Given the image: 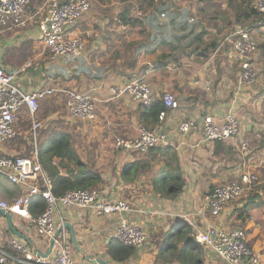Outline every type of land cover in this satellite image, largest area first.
I'll return each instance as SVG.
<instances>
[{
    "label": "crops",
    "instance_id": "0c3cea01",
    "mask_svg": "<svg viewBox=\"0 0 264 264\" xmlns=\"http://www.w3.org/2000/svg\"><path fill=\"white\" fill-rule=\"evenodd\" d=\"M44 2L45 0H34L36 11L28 14L25 26L27 22L29 24L34 23L35 13L38 11L36 14H40ZM42 16L44 18V14ZM83 19H87V15H84ZM93 21L99 23L100 19L96 16L88 18L87 27L84 29L80 27V21L78 30L89 33V36L86 37L85 48L86 46L93 48L94 52L97 51V55L100 56L106 54L110 48L112 51L111 46L120 41L106 40L104 22L100 23L101 29L95 30ZM120 29L116 28L117 31ZM110 31L113 32V30ZM16 33L17 31L12 33L8 31L1 35L0 45L8 44L11 46L10 48H17L18 50L24 41L13 44L12 42H16L14 35ZM2 46H0V52ZM229 47L220 56L213 55L199 65L192 61L184 63L180 69L171 73L172 83L166 81L163 76L160 77L159 71L152 68L154 73L148 84L153 92V97L154 95H161L164 91H174L179 102V109L168 112L165 120L161 123L163 131L168 134L167 143L161 147H170L173 150L183 172V189L176 197L165 198L155 193L152 188L151 180L160 176L161 167L165 162V156L160 158L161 154L157 153V149L146 154H138L114 150L112 147L116 136L130 137L135 135L141 125L137 120L138 103L127 96H112L109 87L129 82L128 80L138 75V69L128 67L124 72L118 63L114 66L116 72L114 71L113 75L122 73L128 78L126 80L120 76L117 81H114L112 77L110 83H105L100 79V77L105 76L103 69L99 72L100 77L96 74L99 78H94L102 80L96 84H90V80L83 79L84 76L64 79L63 81L60 77L56 78L59 85L57 89L59 90L74 89L79 92L90 93L98 103L104 101L114 104V106H109L110 108H101L96 105V109L99 111L96 117L108 111L114 112L109 114L111 125H113L109 132L110 134L120 132L122 135L116 134L112 140H100L98 138L91 143L89 141L86 143L89 144V148L100 149L95 151V157L91 160L94 163L93 169L99 172L102 179L99 184L101 192L108 198L126 202L130 211L124 216L130 222L142 226L148 234L147 242L137 249V254L130 261V264H163V261H169L167 264H181L172 255L177 254L184 247V238L188 236L183 235V232L191 231V228L186 224L188 219L201 228L207 224H214L224 229L241 227L245 232L248 245L257 255L260 264H264V192L259 190V197L250 206H248V196L251 190L245 192L237 200L228 204L218 217H212L204 204V196L211 187L226 183L246 170L255 172L258 176L264 171V144L259 145L260 142L258 141V138L261 137L260 134L264 132V112L255 106L261 104V97L260 99L256 97L254 90L257 81L254 85H238L239 67L230 58L231 46ZM158 48H162V50L157 49L158 53L164 51L163 46H158ZM15 53L16 50H14L13 57ZM7 57L8 59L0 60V65L3 62L7 63L3 67H10L8 63L12 62L10 54ZM143 58L140 56L136 63L137 67L147 63ZM67 60L60 58L50 60V62H46L45 67L60 70L75 66V63H68ZM79 60L76 61V66L82 63ZM100 61L103 64V61ZM113 61L112 59L111 63ZM12 71L19 74L26 72V69L25 71L12 69ZM36 73L37 71L34 72L35 76ZM45 78L46 83L44 80L39 82L33 78L29 80L27 85L19 84L18 81L16 83L25 90H37L50 82L48 76ZM47 80L49 81L47 82ZM206 81L211 83L210 91L202 90ZM105 92L109 93L110 97L103 99V97L95 96V93L104 94ZM258 101L260 102L257 103ZM229 109L235 111V115L240 121V136L237 138L207 142L203 139L200 131L183 135L177 130L178 123L183 118L199 119L207 113L223 115ZM106 128L108 129V127ZM106 132V130L102 131L104 135ZM28 134V131L24 133L25 139H28ZM244 138L249 140L250 147L247 151L240 152L239 141ZM84 143V140L81 141V147ZM5 145L0 150L2 155L22 156L20 153L17 154L19 150L6 148ZM154 153H157V156L152 169L133 178L131 171L134 165L146 162ZM165 155L168 157V154ZM81 159L85 160L82 156ZM5 181V179H0V185L5 187ZM0 189L2 197L9 199L7 191H12L11 187L10 189L6 187ZM122 215L123 213H113L112 215L97 216L89 209L67 207L62 210L61 218L63 222H68L72 226L77 243L89 257L111 262L106 253L107 245L110 239L114 237L116 224ZM14 217L17 219L20 228H16L14 225L13 227L29 238L33 247L24 239H19L25 244L27 243L30 249L34 248L39 253H45L48 249V240L36 234L33 221ZM1 223V225L5 224V222ZM10 236L14 235L0 236V245H4ZM178 237H180V241ZM70 254L74 264H91L72 246ZM192 255L199 259L200 264H225L211 250L204 247L194 250Z\"/></svg>",
    "mask_w": 264,
    "mask_h": 264
},
{
    "label": "built area",
    "instance_id": "2783aa9c",
    "mask_svg": "<svg viewBox=\"0 0 264 264\" xmlns=\"http://www.w3.org/2000/svg\"><path fill=\"white\" fill-rule=\"evenodd\" d=\"M31 0H0V36L14 27L25 26L28 19V7ZM91 8L90 0H45L43 4L44 18L40 21L38 40L51 60L60 57H78L85 50L88 32H79L78 23ZM252 8L264 13V0H253ZM38 14V12H37ZM163 16V14L161 15ZM224 42L231 46L230 58L239 65L238 85H254L257 79L252 56L256 51V42L246 28L238 26L227 35ZM31 62L25 63L20 70L25 71ZM17 72L6 71L0 67V150L17 135L16 121L22 115L29 117L28 133L31 148L28 155L14 156L0 153V179H6L14 194L9 199L3 198L0 189V210L11 216L31 219L37 235L49 240L61 225L60 232L53 241L52 251L48 258L36 256L32 248L17 236H10L6 243L18 256H13L0 245V261H18L23 264H74L70 249L71 241L68 229L63 226L61 213L64 208L78 207L89 209L97 216L123 213L118 220L114 238L122 245L141 248L148 240L146 230L130 222L124 214L130 211L129 205L119 199H111L95 189H79L67 191L60 196L52 192L51 178L43 169L37 148L38 133L42 124L38 119L39 99L53 89L44 88L25 90L16 81ZM197 83V82H195ZM211 83H204V90L210 91ZM61 92L68 115L76 120L91 122L96 119V100L90 93L74 89H55ZM112 96H127L138 104L148 106L153 100V92L149 84L136 79L110 86ZM163 110L158 115L155 128L139 126L132 137L116 136L112 147L124 152L147 153L156 145L167 143L168 134L163 131L161 123L167 113L179 109V102L170 91L161 95ZM177 130L186 135L200 131L205 141H225L240 136V121L233 109L223 115L207 113L196 118H183ZM248 139H240L239 150L249 149ZM259 181L258 174L243 171L226 183L214 186L204 196V204L212 217H218L223 209L237 200L245 192L250 191ZM40 195L45 202V209L36 218L29 214L30 198ZM191 228V237L202 247L211 250L225 264H260L257 255L248 245L243 229L236 227L224 229L214 224L199 227L187 220Z\"/></svg>",
    "mask_w": 264,
    "mask_h": 264
},
{
    "label": "trees",
    "instance_id": "16d2710c",
    "mask_svg": "<svg viewBox=\"0 0 264 264\" xmlns=\"http://www.w3.org/2000/svg\"><path fill=\"white\" fill-rule=\"evenodd\" d=\"M35 11L36 9L29 4L28 13ZM36 13L35 20H39L40 16ZM162 14L163 16H161ZM84 15H87V19H83ZM84 15L80 19L82 29L87 27L88 18L96 16L99 17L100 22L93 21L95 30L101 29L100 23L104 22L106 27L105 39L120 41L111 46L112 51L111 48L108 50L112 53L110 56L114 60L112 66L120 63L123 71L128 67L138 69L137 78L142 77L149 68H154L159 71L160 77L163 76L169 83L173 82L171 73L180 69L184 63L192 61L199 65L213 55L220 56L227 51L230 48L229 43L224 42V45H221L225 36L228 35L229 30L233 32L238 26H241L232 25L233 21L236 24L247 23L252 27H257L259 24L261 28L258 29H264V13L255 11L251 7L250 0H97ZM41 18L43 19V16ZM116 28L121 29L117 31ZM223 33L225 35L221 38ZM253 35L255 36V32ZM158 46H163L164 51L158 53ZM258 48V56L255 51L252 61L255 67L256 63L261 67V73L259 79L256 80L254 90L256 97H261L264 112V39L259 41ZM140 56L144 57L143 60L147 63L137 67L136 63ZM60 59H68V63L73 62L75 66L60 70L47 69V75L52 77L50 82L41 89L49 88L53 89V92L45 94L39 99V102L62 95V93L55 91L59 87L56 81L57 77H60L62 81L78 78L82 74L96 79L100 77L89 70L86 63L85 65L79 63V66H76V61L81 58L66 56L60 57ZM118 60L119 62H117ZM79 62L84 61L79 60ZM5 64L7 63L3 62L0 67L11 72L13 68L3 67ZM202 90H204L203 87ZM171 93L174 94V91ZM161 95H154L151 104L148 106L138 104L137 120L140 125L150 129L156 127L158 115L164 108ZM95 96L103 97V99L110 97L107 92L104 94L95 93ZM96 105L101 108L114 106L113 103L104 101L98 103L97 100ZM96 114H99L97 109ZM115 115L118 116L116 113ZM76 121L82 123L81 120ZM63 129L52 128L48 131L46 129L47 132L45 131L44 134L49 139V148L45 151H39L40 164L51 178L52 192L56 196L79 189H95L101 192L102 190L99 188V184L102 182L101 176L92 167L94 163L91 159L95 157L93 148L86 151L89 159L82 160L81 142L76 141V138L74 142L72 137L74 129L67 127ZM116 134L122 135L120 132H116ZM161 146V144L156 145L148 151L157 149V153L161 154L160 158L165 156L160 176L151 180L152 188L155 193L165 198L176 197L183 189V172L173 150L170 147ZM157 153L150 156L146 162L134 165L131 171L133 178L152 169ZM165 154H168V157ZM258 177L259 181L249 193L248 206L252 205L255 199L259 197V190L264 192V171ZM0 188L5 189L2 185ZM213 188L211 187L209 190ZM7 192L8 197L14 194L13 189ZM44 209L45 202L40 195H34L30 198L29 214L31 218H36L42 214ZM8 231V235L13 234L11 230ZM183 235L188 237L184 238V247L174 255V258L181 264H200L199 259L193 257L192 252L201 249L202 246L191 237L190 232H183ZM178 239L181 240L180 237ZM2 248L13 256H18L16 252L8 248L7 243L2 245ZM106 253L111 264H130V261L137 254V248L122 245L113 237L108 242ZM168 262L163 261V264ZM0 264L23 263L6 260L0 261Z\"/></svg>",
    "mask_w": 264,
    "mask_h": 264
},
{
    "label": "rangeland",
    "instance_id": "374dc122",
    "mask_svg": "<svg viewBox=\"0 0 264 264\" xmlns=\"http://www.w3.org/2000/svg\"><path fill=\"white\" fill-rule=\"evenodd\" d=\"M90 1H91V5H93L94 2L97 0H90ZM250 2H251V7H252L253 0H250ZM30 6H32L34 9H36L34 0L32 1V3H30ZM43 14H44V11L41 10L40 14L38 15V16H40L39 20L36 19L34 21V23H32V24H29L27 22L26 26L14 27L9 31L10 33L17 31V33L14 34L16 42H12L13 44L21 43L24 41L19 46L18 50H17V48H14V49L10 48L11 46L8 44H4L3 46L0 45V46H2V49L0 52V60H4L6 58L8 59L7 55L10 54V59L12 60V62L10 63V68H13L16 71H18L21 69V67L25 63L31 62V65L26 67V72L19 73L15 77V81L16 82L18 81L19 84L27 85L29 80L32 78L34 80H38L39 82L44 80V83H46L45 77L48 76L49 79H51V77H52V76L47 75V69L48 68H47V66L45 67V65L47 64L46 62L47 61L50 62L51 59L49 58L47 52L43 50L42 45L38 41L42 36L41 32L39 31V24H40V21L42 19L41 16ZM230 22H231V20H230ZM234 24L235 25H241L242 27L246 28L250 34H252L253 31L255 32V36L253 34H252V36L256 42V46H257L256 55L258 56V51H259L258 43L261 39H264V29H258V28H261V26L259 24H257V27L256 26L252 27V26H250V24H247V23L246 24H240V23L236 24V22L233 21L232 25H234ZM79 25H80V22H79ZM231 32H232V30H229V33H231ZM229 33H228V35H229ZM224 35H225V33H223V35H221V38ZM13 44H11V45H13ZM157 49L162 50V48H157ZM14 50H16V53L13 57ZM97 54H98L97 51L94 52L93 48H89L88 46H86L85 50L83 51V53L80 56H78V58H83V56H84V58H83L84 60L80 59V60L84 61L81 63V65H83V63L85 65V63H86L89 70H91L95 75L98 74V76H99L100 70L103 69L105 76L101 79L105 83H110L111 82L110 79L112 77H113L114 81H117V78H119L120 76H122L123 78H126V80H127V78H128L127 75H124V74L123 75L119 74L117 76L113 75V72L114 71L116 72V70H114V66H112L113 64L111 63L112 56H110V55H112V53L107 51L106 54H103L100 56H98ZM100 60L103 61V64H101ZM77 66H79V65H77ZM117 68H118V66H117ZM255 68H256V73H257V79L256 80H258L259 75L261 73L260 72L261 67L259 65H257V63H256ZM34 70L37 71L36 76L34 74V72H36V71H34ZM153 73H154V71L151 68L146 73H144V75L142 77L137 78V76H134V77H132L131 80L142 79L143 81L148 83L150 78L153 77ZM82 76H84L83 79L90 80V84H92V83L96 84V82L102 81V80H96L90 76L87 77L83 74H82ZM48 81L49 80H47V82ZM258 98L260 99V97H258ZM259 102L260 101H258L257 103H259ZM255 106H257L258 110H261L263 107L262 103L260 105L257 104ZM111 113H114V112L108 111V112H105L104 114H102L101 116L97 115L98 117H96L97 119H95L94 121H91V122L82 121V123H81V122H77L76 120H74L73 118H71L68 115V113L66 111L65 103H64L63 94L59 97H51V98H48L44 101H41V102H39L38 119L42 124V128H41L40 132L38 133L37 148L40 152L45 151L46 149L49 148L48 147L49 139L44 134L49 129L58 128V129L64 130L63 128H65V127L72 128V129H74L72 131V137H73L74 142H75V138H76V141H78V142H81L83 140L85 141V143L83 144V147H81V149H80V153H81L82 157L85 160L89 159L86 151H87V149H89V151H90V148L88 147L89 144H87L86 141H89L91 143V141H93L94 139H98V138L100 140H103V139L104 140H108V139L112 140V138L116 135L115 133L110 134V132H109V130H111V128L113 127V125H111V120H110L111 116H109V114H111ZM108 116H109V118H108ZM15 126H16L17 135L15 136L14 139H12L8 143H6L5 147L19 150V152L17 154L20 153V154L28 155L30 148L32 147L31 146V140L29 138V134L27 135L28 139H25L23 135L25 132L28 131L29 117H27L26 115L20 116L18 118V120L16 121ZM106 127H108V129ZM46 129H47V131H46ZM104 130L107 131L106 135H104L102 133V131H104ZM260 136L261 137L258 138V141L260 143L259 142L258 143H259V145H262V144H264V132L262 134H260ZM85 145H87V146H85ZM98 150H100V149L95 148V149H93V152L95 153V151H98ZM5 187L7 189H10V184L7 180L5 181ZM1 222H5V224L1 225L2 224ZM11 223H12V225L16 226V228H20V225L18 224L17 219L14 216H11ZM8 230H10V229L8 227L7 219L5 216L0 214V236L7 235V233L9 232ZM173 256H174V254L172 255V257ZM169 260H170V258H169ZM153 263H154V261H153Z\"/></svg>",
    "mask_w": 264,
    "mask_h": 264
},
{
    "label": "water",
    "instance_id": "95a60500",
    "mask_svg": "<svg viewBox=\"0 0 264 264\" xmlns=\"http://www.w3.org/2000/svg\"><path fill=\"white\" fill-rule=\"evenodd\" d=\"M0 214L5 216L7 219V223H8V227L11 230V232L13 233V235L24 239L27 243H29L32 247L33 244L31 243L30 239L27 238L26 236H24L23 234H21L20 232H18L17 230H15V228L13 227L12 223H11V215L4 210H0ZM63 226L68 229L69 231V235H70V241H71V246L77 250L88 262H90L91 264H111L110 262L104 261L102 259H97L96 257H89L79 246V244L77 243L76 237H75V233L73 231L72 226L68 223V222H64ZM61 229V225H59V227L57 228V230L55 231V234L52 238H50L48 240V249L45 253H39L36 251V249L32 248L33 253L36 256L42 257V258H48L49 255L51 254L52 251V245H53V241L54 239L57 237L58 233L60 232Z\"/></svg>",
    "mask_w": 264,
    "mask_h": 264
}]
</instances>
